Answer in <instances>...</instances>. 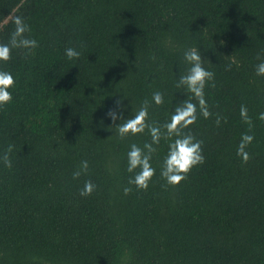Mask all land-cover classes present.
<instances>
[{
  "label": "trees",
  "instance_id": "1",
  "mask_svg": "<svg viewBox=\"0 0 264 264\" xmlns=\"http://www.w3.org/2000/svg\"><path fill=\"white\" fill-rule=\"evenodd\" d=\"M17 16L38 46L0 61L16 81L0 106V157L13 145L12 166L0 159V264H264V0H0V43ZM190 47L214 73L210 115L197 108L184 129L204 161L167 184L162 138L156 173L137 189L126 153L150 142L148 129L120 137L105 113L123 97L130 117L147 100L148 122L163 124L184 95L175 82ZM154 91L164 103H151Z\"/></svg>",
  "mask_w": 264,
  "mask_h": 264
},
{
  "label": "clouds",
  "instance_id": "2",
  "mask_svg": "<svg viewBox=\"0 0 264 264\" xmlns=\"http://www.w3.org/2000/svg\"><path fill=\"white\" fill-rule=\"evenodd\" d=\"M14 24L15 29L11 33L9 41L0 43V61H8L11 58L12 49L23 48L30 52L38 46L37 40L29 39L24 35L28 30V25L20 16L15 17ZM65 56L69 60L76 59L79 58L80 52L76 48L68 47L65 49ZM183 59L188 67L177 77L175 83L176 88L182 89L181 92L184 95L175 103L170 118L163 124L148 122L150 102L147 100L130 117L124 116L123 110L127 106L121 103L123 97L114 100V105L116 109H120L119 111L109 107L105 113L113 125L117 126L115 130L120 137L142 133L146 128L148 129L151 137L150 142L146 141L143 146L132 143L126 153L127 171L132 174L128 178V185H134L137 189H147L150 180L156 173V168L152 164V156L157 152L156 146L160 144L162 138L166 139L168 143L166 153L160 163V176L164 178L167 184H179L193 166L204 161L201 148L202 141L185 132L184 129L196 121L197 108L204 117L210 115L204 89L206 84L213 79L214 73L203 66L201 52L198 48L186 49L183 53ZM256 72L258 75H264V61L256 66ZM15 82V77L11 71L0 69V106L12 100L13 95L10 89L14 87ZM151 103L156 105L164 103V94L160 91H154ZM240 114L251 127V118L247 115V108L243 105ZM259 119L264 120V112L259 113ZM117 121L119 123H116ZM101 122H103V117ZM217 123H219V119H217ZM253 138V135L249 133L242 134L237 147V155L245 162L249 159V153L245 148L247 144L252 142ZM12 149L13 145H8L7 150L0 157L7 167L12 166V161L9 158ZM81 167L86 170L88 162L82 161ZM80 174V171H76L73 176L78 177ZM130 186L123 188L125 194L132 191ZM94 188L95 185L92 181H85L80 194L82 196L90 195Z\"/></svg>",
  "mask_w": 264,
  "mask_h": 264
}]
</instances>
